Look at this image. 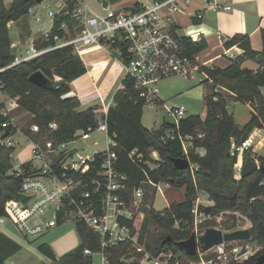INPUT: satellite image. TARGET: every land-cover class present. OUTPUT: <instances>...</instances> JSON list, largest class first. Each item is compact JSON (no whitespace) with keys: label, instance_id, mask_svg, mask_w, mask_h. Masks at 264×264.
<instances>
[{"label":"built area","instance_id":"obj_1","mask_svg":"<svg viewBox=\"0 0 264 264\" xmlns=\"http://www.w3.org/2000/svg\"><path fill=\"white\" fill-rule=\"evenodd\" d=\"M96 1L106 9L105 12L94 9L89 0H35L28 7L27 16L35 23L36 28L28 35L25 48L15 52L13 61L1 66L0 72L54 49L71 46L74 52L82 53L86 48L98 45L123 64L124 78L133 81L138 95L144 100V106L153 108L163 103L159 88L162 79L173 75L190 78L197 71L206 75L202 67L213 68L216 58L233 61L246 52L240 43H235L230 47L224 46L218 55L199 61L200 54L190 56L185 50L184 38L193 41L204 38L205 13L233 10L230 0ZM60 18H65L58 28L62 33L55 31L56 21ZM39 39L47 44L38 47L36 42ZM125 47L127 53L123 55ZM260 71H264V64L260 66ZM59 78L61 77L56 75V80ZM96 93H92L93 97L99 96L102 102L101 106L94 109L97 122L77 129L71 140L44 148L31 135L23 133L33 143V155L11 170L13 174L23 175V179L17 197L6 202L7 213L0 216L1 223L11 221L26 237L41 236L66 223L85 225L96 235L100 244L97 250L92 247L84 249V253L92 257L90 264H117L111 259L108 250L120 245H128L129 250L128 254L121 257L123 264H236L259 253L261 246L251 238L224 240L208 250L199 247L197 254L193 256L180 257L172 249H164L158 253L149 250L140 241V226L145 217V207L149 205L146 202V185L154 186L157 192H163V185L171 184L155 182L149 178L140 181L129 195L131 178L118 168V134L111 131L108 123L112 104L105 103L100 93ZM65 97L80 99L82 95L72 89L63 95ZM12 102L13 100V105ZM95 104L97 103L91 102L89 106ZM165 107L172 118V125L164 138L178 137L184 152L189 154L195 136L202 138L205 132L197 127L196 133L183 134L181 122L189 116L186 107ZM10 110L11 107L6 106L2 111L3 115L9 116L0 125V145L3 147L15 146L19 130L14 117L10 116ZM50 126L56 129L58 125L53 122ZM31 130L36 132L39 126L32 125ZM261 130L264 128L254 129L232 151L233 155H237L236 178L242 177L241 170L247 161L246 156L253 158L259 168L261 162L258 156L263 155L259 150L264 145ZM95 132L106 135V148L88 154L75 145L79 141L90 139ZM128 156L145 170L143 151L133 148L128 151ZM150 156L152 159H160L158 151L154 149ZM261 184L264 185V180ZM21 196H27L28 200L24 201ZM202 205L213 206L214 201L206 191L198 190L192 223L197 236L203 229L202 224L211 217V213L200 209ZM153 208L157 209L155 202ZM161 211L164 215V209ZM175 226L179 227L178 221ZM240 228H249V223ZM96 257H99L98 262ZM129 257L132 258L131 261L128 260Z\"/></svg>","mask_w":264,"mask_h":264},{"label":"trees","instance_id":"obj_2","mask_svg":"<svg viewBox=\"0 0 264 264\" xmlns=\"http://www.w3.org/2000/svg\"><path fill=\"white\" fill-rule=\"evenodd\" d=\"M35 0H12L6 5L0 0V67L11 63L15 57L14 46L10 33L9 23L27 16L28 7ZM28 17V16H27ZM63 19L56 21L55 31H59ZM67 19V18H66ZM197 21V20H196ZM26 36L31 33L30 27H25ZM262 50L251 48L249 38L245 34H235L226 45L240 43L245 48V54L233 60L227 66H203L207 77L203 80L212 85V89L205 96L206 114L189 115L181 122L183 134L196 133L200 127L205 135L202 138L195 136L193 147L189 154L184 152L181 140L164 138L172 123L167 122L159 130H151L143 125L141 119L144 110V100L141 98L134 83L129 78H123L122 87L115 95V105L110 107L108 123L111 131L118 134L119 163L118 168L129 174V195L140 181L152 179L155 182H168L176 187H185V199L173 202L161 210L153 208L157 195L154 186H147L145 207L146 215L140 226V241H144L147 233L152 229L157 231L153 235L152 243L146 247L158 253L164 249H172L176 255L183 257L188 254L181 250L178 241L189 238L193 231V208L198 190L206 191L214 201L211 215L234 214L248 220L251 230V240L261 246L259 253L251 256L244 262L236 264H255L257 258L264 254V170H256L250 175L236 178L235 164L237 155L232 151L235 146L245 141L256 128H264V71L260 66L264 64V31H262ZM37 46L43 47L47 43L37 40ZM186 53L190 56L200 54L208 48L207 41H193L190 38L183 40ZM123 55L127 49L124 48ZM261 55V65L257 70L243 67L244 60ZM41 70L50 79L48 85L34 83L30 75ZM87 72L82 59L76 55L71 46L45 52L31 60L17 64L0 72L1 89L10 97L16 98L20 107L33 114V118L23 127V131L44 148L54 147L71 140L77 129L85 128L97 122L94 109L98 104L82 108L78 97L63 95L72 90L71 83ZM56 75L60 80H56ZM60 82V84H56ZM217 85L224 86L227 91L216 90ZM242 101L249 103L254 112L251 119L240 126L234 115L229 111L230 103ZM5 103H0V125L9 116L3 115ZM56 122L57 128L52 129L50 124ZM32 125H38L39 130H31ZM139 148L144 152L143 165L145 170L136 165L128 156V151ZM157 150L160 159H152V150ZM204 149L205 153H200ZM15 146L3 147L0 145V216L5 215L6 202L15 198L20 190L23 175L11 173L13 169V154ZM189 158L190 165L178 168L175 160ZM258 159L264 165V155ZM246 160H253L246 156ZM202 211L206 206H201ZM176 221L179 227H176ZM212 220H206L202 227H214ZM236 225V224H235ZM235 225H228V230ZM81 244L76 249L57 257L48 244H41L39 249L50 258L47 264H90L92 257L84 253L86 247L97 250L100 247L96 235L85 225H78ZM20 245L0 231V264H7V259L14 254ZM133 249V248H132ZM111 259L117 264H123L121 257L128 254V245L114 246L108 250ZM190 256V255H189Z\"/></svg>","mask_w":264,"mask_h":264},{"label":"rangeland","instance_id":"obj_3","mask_svg":"<svg viewBox=\"0 0 264 264\" xmlns=\"http://www.w3.org/2000/svg\"><path fill=\"white\" fill-rule=\"evenodd\" d=\"M4 2L6 5H9L12 0H4ZM89 3L94 9L100 12L106 11V9L103 8L96 0H89ZM15 23L16 24H12L10 26L11 35L14 34L16 26L21 27L24 31L26 26L31 27V29L36 28L35 23L27 16L20 18L19 20L15 21ZM211 55H213V53L208 54L206 51H204L201 55H199V61L206 60ZM261 59V55H256L244 60L242 65L243 67L257 70L261 65ZM221 63L222 64L214 63L213 66H227L230 64V62H225L223 64V61ZM104 76L105 78L109 79L111 84L107 91L105 102L110 101L111 104L114 105V95L116 91L122 87L124 78L123 64L114 57L109 58ZM205 78L206 75L204 73L197 71L194 77L190 78H184L181 75H173L162 79L159 82V88L163 103L157 104L153 108L144 106L141 119L143 125L151 130L156 131L161 129L165 123L171 122L172 118L167 112L165 106L183 105L186 107L188 115L204 116L206 112L205 96L212 89V85L210 83L203 81ZM217 88L221 91H227V89L221 85H217ZM261 91L264 94V86L261 87ZM8 96L9 95L5 91L0 89V103L5 101L6 103H3L8 106L9 102L12 101ZM12 99V103H14L13 107L15 108H11L10 116L14 117L16 128L19 129L16 135V150L13 154L12 161L13 166L17 168L33 155V143L23 134V127H25L27 123L33 118V114L20 107L16 98ZM9 106L11 107V105ZM229 111L234 115L236 123L240 126H243L251 119L254 108L247 102L233 101L230 103ZM261 134H264V130H261ZM96 141L98 142L97 144L95 143ZM75 145L85 153L91 154L95 150L106 148L108 143L105 134L101 132H95L90 139L79 141ZM199 151L202 154L204 153V149H199ZM259 152L260 154L264 155V145L259 150ZM185 191L186 190L184 186L176 187L173 185H163V192L160 190L157 192L155 198V207L159 210H162L168 207L172 201L183 200L185 198ZM203 197L204 196H202V198ZM209 219L213 221L212 224L214 227L221 228L225 232L233 231L248 224L247 220L243 216H235L234 214L215 216L211 215V217H209L207 220ZM228 225H235L234 229L228 230ZM205 230L206 228L204 226L198 235L200 236L204 234ZM0 231L4 232L9 238L20 245L19 249L7 259V264H47L49 263L50 258L39 249L41 244H48L54 250L57 257H60L76 249L81 244L78 228L74 223L59 225L38 237H26L11 221L8 220L6 223L0 222ZM156 231V229H152V232L147 233L144 237V241L141 242L144 244L149 242L152 243V238ZM131 259V257L128 258L129 261H131ZM95 260L98 262L99 257H96Z\"/></svg>","mask_w":264,"mask_h":264},{"label":"crops","instance_id":"obj_4","mask_svg":"<svg viewBox=\"0 0 264 264\" xmlns=\"http://www.w3.org/2000/svg\"><path fill=\"white\" fill-rule=\"evenodd\" d=\"M230 1L233 5V10L231 11H223L220 13L207 11L205 13L203 28L205 30L204 39L208 43V48H206L204 51H206L208 54L213 53V55L210 57L221 53L224 49V46L230 47L226 45V42L231 40L235 34L247 35L251 44V48L256 51L262 50V31H264V0ZM12 24H16L15 21H11L9 23V27ZM23 33H25L24 30L21 27L16 26L14 34L11 35L14 50L16 52L22 51L26 46L27 37L29 34L23 36ZM204 51H202L200 55ZM74 53L78 55L85 63L87 72L79 77L83 78L84 80L80 81L77 88H73L71 83L72 89L74 91H78L82 95V98H80L82 108L89 106L91 102L97 103L101 106V98H99V96L93 97L92 93L99 92L105 102V97L107 96V91L111 84L109 79L105 78L104 74L107 62L111 56L108 57L109 55L98 45L90 46L82 53ZM222 61L223 64L225 62H231L230 60L221 57L215 59V63L218 64H222ZM8 97L10 100H13L10 96ZM10 102L9 105H11V108L14 109V105L10 104ZM105 103L111 102L109 101ZM181 201H172L171 203Z\"/></svg>","mask_w":264,"mask_h":264},{"label":"water","instance_id":"obj_5","mask_svg":"<svg viewBox=\"0 0 264 264\" xmlns=\"http://www.w3.org/2000/svg\"><path fill=\"white\" fill-rule=\"evenodd\" d=\"M37 2H40L42 0H36ZM105 4H107V1H105ZM30 80L34 83L48 85L51 83L50 79L46 76L45 73H43L41 70H37L34 73L30 75ZM57 85L60 84V82L56 83ZM189 158H180L175 160V164L178 168L182 169L190 165ZM264 170V165L260 164L258 168V164L255 160H247L241 170V176H247L253 173L256 170ZM21 198L24 201L28 200L27 196H21ZM212 206L207 205L206 206V212L211 213ZM251 238V230L250 228H240L235 229L233 231H227L225 232L223 229L218 227H208L204 234L197 236L196 233H192V235L184 240L178 241L177 244L179 248L183 251H185L188 255H196L198 252L199 247L202 250H208L211 247L222 243L224 240L228 241H234V240H245ZM255 264H264V254L260 255L257 258V261Z\"/></svg>","mask_w":264,"mask_h":264},{"label":"bare ground","instance_id":"obj_6","mask_svg":"<svg viewBox=\"0 0 264 264\" xmlns=\"http://www.w3.org/2000/svg\"><path fill=\"white\" fill-rule=\"evenodd\" d=\"M102 64H103V63H102ZM82 80H84V79H83V78H78V79L72 81V87H73V88H77L78 85H79V83H80V81H82Z\"/></svg>","mask_w":264,"mask_h":264}]
</instances>
